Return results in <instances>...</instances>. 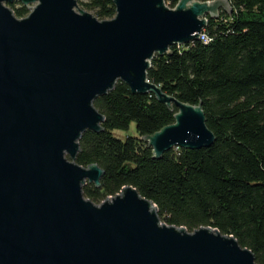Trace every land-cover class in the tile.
Masks as SVG:
<instances>
[{
	"label": "water",
	"instance_id": "95a60500",
	"mask_svg": "<svg viewBox=\"0 0 264 264\" xmlns=\"http://www.w3.org/2000/svg\"><path fill=\"white\" fill-rule=\"evenodd\" d=\"M15 2L37 6L19 19L5 5ZM165 2L114 0L115 18L100 21L77 0H0V264H257L232 236L162 223L132 187L101 205L84 196L104 171L76 163L79 141L103 131L94 101L119 81L179 110L175 124L145 138L155 158L216 142L202 106L164 94L148 70L155 55L199 40L207 16L232 8Z\"/></svg>",
	"mask_w": 264,
	"mask_h": 264
},
{
	"label": "trees",
	"instance_id": "16d2710c",
	"mask_svg": "<svg viewBox=\"0 0 264 264\" xmlns=\"http://www.w3.org/2000/svg\"><path fill=\"white\" fill-rule=\"evenodd\" d=\"M181 0H166L171 9ZM202 3L215 0H198ZM232 12L207 16L212 39L173 46L155 55L148 80L178 101L202 106L216 137L208 149L174 148L161 159L145 140L176 123L179 110L155 94L133 95L119 81L94 101L103 131H87L76 163L98 165L100 186L88 183L84 196L96 205L132 187L158 209L162 223L194 233L212 228L234 237L264 264V0H228ZM9 4L19 19L28 6ZM79 5L98 20L116 16L114 0ZM135 126L136 135L131 133ZM117 132L129 134L125 139Z\"/></svg>",
	"mask_w": 264,
	"mask_h": 264
},
{
	"label": "rangeland",
	"instance_id": "374dc122",
	"mask_svg": "<svg viewBox=\"0 0 264 264\" xmlns=\"http://www.w3.org/2000/svg\"><path fill=\"white\" fill-rule=\"evenodd\" d=\"M77 1H78V6H77V7H78L81 11H83V12H85V13H89V14H91L92 16H94L95 18H97V16H96V14H95L94 11L84 9L83 7H81V6L79 5L80 2L85 3V2H87L88 0H77ZM15 3L17 4L16 8H19V7H20L19 3H18V2H15ZM5 5H6L8 8H10L9 4L6 3ZM36 6H37V3L30 4V6H29L30 8H29V9L32 11ZM78 8H76V11H77L78 13H82ZM10 9H11V8H10ZM221 12H225V10H220V11H219V14H221ZM97 19H98V18H97ZM129 134L136 135V132H135V126H134V125L132 126L131 133H129ZM129 134H125V133L117 132V133H116V136L119 137V138H121V139H125ZM68 158H69V156H68Z\"/></svg>",
	"mask_w": 264,
	"mask_h": 264
},
{
	"label": "built area",
	"instance_id": "2783aa9c",
	"mask_svg": "<svg viewBox=\"0 0 264 264\" xmlns=\"http://www.w3.org/2000/svg\"><path fill=\"white\" fill-rule=\"evenodd\" d=\"M165 4H166L167 7H169V5H168L166 2H165ZM169 8H170V7H169ZM170 9H171V8H170ZM174 9H175V8H174ZM197 41H202V42L208 44L209 42L212 41V39H211V38L206 34V32L203 30L202 33H201V36L199 37V40H197ZM194 42H196V41H194ZM194 42H192V43H194ZM177 46L180 47V45H177Z\"/></svg>",
	"mask_w": 264,
	"mask_h": 264
}]
</instances>
